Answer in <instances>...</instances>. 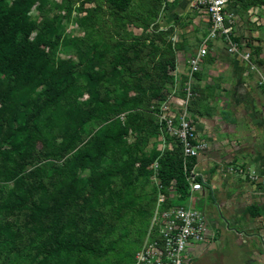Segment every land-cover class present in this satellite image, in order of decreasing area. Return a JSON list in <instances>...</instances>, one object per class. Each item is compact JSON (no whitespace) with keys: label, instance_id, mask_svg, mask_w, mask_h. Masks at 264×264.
Returning a JSON list of instances; mask_svg holds the SVG:
<instances>
[{"label":"rangeland","instance_id":"374dc122","mask_svg":"<svg viewBox=\"0 0 264 264\" xmlns=\"http://www.w3.org/2000/svg\"><path fill=\"white\" fill-rule=\"evenodd\" d=\"M27 23L43 77L0 120V264H128L156 208L188 204L161 178L169 150L152 107L184 79L206 16L180 0H129L122 11L109 0H33ZM55 81L67 93L38 113ZM104 135L101 156L79 165ZM27 192L52 210L47 221L6 210ZM55 236L97 255L55 252Z\"/></svg>","mask_w":264,"mask_h":264},{"label":"crops","instance_id":"0c3cea01","mask_svg":"<svg viewBox=\"0 0 264 264\" xmlns=\"http://www.w3.org/2000/svg\"><path fill=\"white\" fill-rule=\"evenodd\" d=\"M231 9L240 38L252 43L253 58L264 73L262 11L261 25L255 26L239 7ZM209 43L190 107L198 138L207 143L194 161L204 182L190 203L204 213L210 236L189 247L186 264H264V185L225 171L241 166L264 176V91L256 75H244L239 56L228 54L219 40Z\"/></svg>","mask_w":264,"mask_h":264},{"label":"built area","instance_id":"2783aa9c","mask_svg":"<svg viewBox=\"0 0 264 264\" xmlns=\"http://www.w3.org/2000/svg\"><path fill=\"white\" fill-rule=\"evenodd\" d=\"M192 12L202 13L207 19V33L198 49L187 59V72L182 81L175 80L170 91L152 107L159 127L163 146L168 150L178 147L182 169L188 185V199L193 193H202L204 179L195 168V159L207 149V143L198 138L190 107L195 99L194 78L207 56L208 42L219 40L225 51L240 57L245 66L244 75H256V85L264 91L262 73L252 52V43L240 38L235 14L229 0H182ZM264 6H251L246 10L251 23L261 25ZM225 171L233 175H246L252 182L264 185V176H257L241 166H227ZM162 202V199L160 200ZM188 202L168 207H157L145 240L135 252L130 264H186L189 247L202 243L210 236L204 213Z\"/></svg>","mask_w":264,"mask_h":264},{"label":"trees","instance_id":"16d2710c","mask_svg":"<svg viewBox=\"0 0 264 264\" xmlns=\"http://www.w3.org/2000/svg\"><path fill=\"white\" fill-rule=\"evenodd\" d=\"M109 2L116 9L122 11L126 8L129 0H109ZM229 2L230 4L234 3L232 6L239 7L241 14H245L251 6H264V0H229ZM32 3L33 0H0V75L7 80L6 84L0 83V120H6L7 116L15 111L16 103L13 96L23 90L37 87L41 84L43 77L41 54L37 46L29 39L31 28L27 23V14ZM262 13L264 15V10ZM252 52L255 53L256 49H253ZM262 62L264 63V58ZM67 90V85L59 86L57 81L53 82L44 91L46 97L40 103L38 113L55 106L64 98ZM152 121L156 134H159V127L154 116ZM110 140V135L102 136L92 155L83 153L79 165L96 161ZM70 144L71 139L65 145V149ZM160 164L161 178L164 183L168 184L173 180L177 200L179 202L185 201L189 193L179 148L173 147L172 150H169ZM6 210L11 213L26 211L29 222L33 218L47 221L52 214V210L36 202L31 192H27L24 196L15 197L13 202L6 205ZM54 241L55 252L66 250L92 256L97 255L92 246L81 242L64 243V240L59 236H55ZM133 257L134 255L128 264L132 262Z\"/></svg>","mask_w":264,"mask_h":264}]
</instances>
